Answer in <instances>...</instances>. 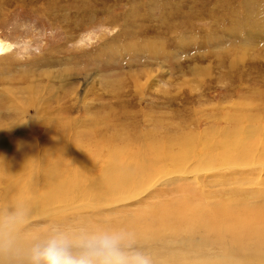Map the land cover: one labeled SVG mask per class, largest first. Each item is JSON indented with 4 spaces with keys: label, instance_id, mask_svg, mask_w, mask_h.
Masks as SVG:
<instances>
[{
    "label": "rangeland",
    "instance_id": "374dc122",
    "mask_svg": "<svg viewBox=\"0 0 264 264\" xmlns=\"http://www.w3.org/2000/svg\"><path fill=\"white\" fill-rule=\"evenodd\" d=\"M0 40L8 47L0 56V162L9 167L0 172V204L10 188L27 191L20 177L41 186L45 156L73 155L75 189L88 197L113 147L165 146L182 166L147 178L119 204L114 194L110 206L77 201L47 206L50 215L38 205L28 228L46 231L56 218L68 227L121 224L147 206L194 199L235 205L247 219L246 203L264 204V0H0ZM217 143V159L241 162L207 165ZM14 160L23 164L17 173ZM239 233L246 244L233 254L257 251L248 264L263 263L264 227L257 247L255 235L248 242ZM181 241L140 246L172 264L189 250Z\"/></svg>",
    "mask_w": 264,
    "mask_h": 264
},
{
    "label": "bare ground",
    "instance_id": "6f19581e",
    "mask_svg": "<svg viewBox=\"0 0 264 264\" xmlns=\"http://www.w3.org/2000/svg\"><path fill=\"white\" fill-rule=\"evenodd\" d=\"M2 49L3 43L0 42V51ZM144 141L146 140H143V142ZM112 149L113 151L103 158V164L105 166L102 167L99 176L93 182L91 181V184L87 183L90 189V197L81 194L75 189L79 181V174L78 163L73 155L59 154L52 158L45 156L43 163L45 164L48 162L49 165L45 166L42 163L38 169V171L41 172L39 177L44 179L39 188L35 184L37 181H31L27 179L26 176H22L23 179L20 177L17 184L19 186L26 185L28 187L27 191H23L19 188L8 189L7 195L3 196L4 199L0 204V208L23 203L30 212H34L32 208L41 205L46 209L42 214L50 215L48 214L49 209L47 206H57V204L71 206L77 201H88L89 207L91 208L106 207L105 205L110 206L112 202L119 204L124 200H128L130 197L132 199V197L136 196L143 190L147 178H151L153 175H168L172 172L182 173V166L177 163L176 154L169 153L165 146H159L157 148L151 147L149 150L148 148H140L138 153L135 152V148V150H132L127 146L113 147ZM209 149L211 150L212 155L207 156L205 162L209 166L241 162L242 160L238 159L234 154H232V158H229L228 156L227 158L222 157L217 159L216 154H219L221 151L220 144L218 143ZM1 150L3 149L1 148ZM14 154L13 156L19 159L21 152L17 155L16 153ZM213 156H215L214 159H212ZM20 159L25 162L30 161L26 154ZM15 162L16 161L14 160V171L17 173L23 169V164L20 161L17 164H15ZM168 162L171 165L170 168L164 165ZM31 167L34 166L31 165ZM7 169L9 170V167L0 162V172L3 170L6 171ZM22 191L24 192L23 194ZM184 193L188 192H182V194ZM114 194L116 196L112 199V202L108 201L109 196L112 195L113 197ZM124 195L125 199H122L121 197ZM192 196L194 195L192 194ZM169 201L171 200L169 199ZM202 202L203 201H199V199H194L193 201H187L178 205L180 207H172L171 209L169 207L171 204L168 205L169 203L167 204L168 207L164 205L165 208L162 207L163 209L157 208L158 206L156 207L155 205L147 206L136 212L133 218L128 217L125 222L114 225L123 226L128 229L134 234L139 245H148L149 249H155L164 238L172 237L174 240L177 239V242L178 240H182L180 245H186L189 249L188 252L192 253H181V256L177 260L175 259L176 261L171 262L172 264H248L251 258L259 254L257 253L254 256H251L257 251L249 252L248 254H241L240 256H236L233 253L238 252L240 247L244 248V245L246 244L244 238L239 233L241 229H245L247 241L252 235L256 236L257 240L254 247L262 244V241H259L258 236L261 234L264 227V204H251L254 205L251 206L246 203L245 205L249 206H245L247 214L245 213L244 216L248 217L247 219H243L246 217H237L241 213H239L238 210L240 209H237L235 205L223 203L224 205L218 204L215 206L213 205L212 207L207 204L205 205ZM91 203L92 205H90ZM241 205L240 207L243 206ZM83 208L84 205L76 206V211L74 213L79 212V210H82ZM52 209H54V207H52ZM55 209L58 210L59 208L57 207ZM50 212H52V210L49 211V213ZM236 213L239 215H236ZM52 220L48 219L52 224L61 221L59 218H56L55 222ZM190 220L193 221L192 224L183 229L184 224ZM257 222H261V224H253L252 226H249L251 223ZM167 224H169V226ZM43 232L45 231H33L31 228L26 227L24 236L28 237ZM224 233L231 236L229 242L223 239ZM203 246H208L210 252H213H211L209 256L204 255L205 253L203 254V252L205 250L203 252L201 250ZM149 253L153 258V264L168 263L166 260L160 261L155 253ZM241 260L245 261L239 262ZM258 264H264V262H259Z\"/></svg>",
    "mask_w": 264,
    "mask_h": 264
},
{
    "label": "clouds",
    "instance_id": "9594fccd",
    "mask_svg": "<svg viewBox=\"0 0 264 264\" xmlns=\"http://www.w3.org/2000/svg\"><path fill=\"white\" fill-rule=\"evenodd\" d=\"M29 217L23 203L0 208V264H153L151 254L123 226L52 224L25 237Z\"/></svg>",
    "mask_w": 264,
    "mask_h": 264
},
{
    "label": "water",
    "instance_id": "95a60500",
    "mask_svg": "<svg viewBox=\"0 0 264 264\" xmlns=\"http://www.w3.org/2000/svg\"><path fill=\"white\" fill-rule=\"evenodd\" d=\"M0 42H1V40H0ZM2 43H3V49L0 51L1 55L5 54L7 52V50H8L7 43H5V42H2Z\"/></svg>",
    "mask_w": 264,
    "mask_h": 264
}]
</instances>
